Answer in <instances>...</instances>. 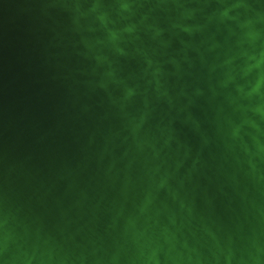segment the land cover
Instances as JSON below:
<instances>
[{"label":"water","instance_id":"95a60500","mask_svg":"<svg viewBox=\"0 0 264 264\" xmlns=\"http://www.w3.org/2000/svg\"><path fill=\"white\" fill-rule=\"evenodd\" d=\"M261 50L264 0H0V264H264Z\"/></svg>","mask_w":264,"mask_h":264},{"label":"clouds","instance_id":"9594fccd","mask_svg":"<svg viewBox=\"0 0 264 264\" xmlns=\"http://www.w3.org/2000/svg\"><path fill=\"white\" fill-rule=\"evenodd\" d=\"M127 5L123 4L121 5V8L123 10H127ZM233 8L239 7L238 4L232 5ZM230 9L225 8L221 12V16L227 17ZM101 22H103V17H100ZM131 28H126L125 31H131ZM185 31H188L187 28L184 29ZM113 38H115V33L111 34ZM250 39L255 38V33H248L247 34ZM249 60L254 61V63L246 64L243 75L247 76L253 69L257 70L256 78L253 82H250V86L248 87V91L245 93L247 97L252 96H264V93L261 92L262 89H264V69H262V66H264V50H261L257 55L249 56ZM237 91H243L242 87H238ZM252 111L256 114H258L261 118H264V104H258L255 108L252 109ZM152 264H156L155 261H152Z\"/></svg>","mask_w":264,"mask_h":264}]
</instances>
